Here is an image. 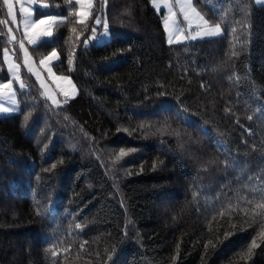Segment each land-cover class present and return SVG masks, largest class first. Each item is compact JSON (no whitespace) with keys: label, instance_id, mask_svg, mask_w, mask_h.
Wrapping results in <instances>:
<instances>
[{"label":"trees","instance_id":"1","mask_svg":"<svg viewBox=\"0 0 264 264\" xmlns=\"http://www.w3.org/2000/svg\"><path fill=\"white\" fill-rule=\"evenodd\" d=\"M43 2L36 19L66 20L29 51L38 63L55 49L53 70L77 93L54 106L24 68L25 88L13 85L20 109L0 116V264H264V5L192 0L223 34L169 45L151 0H93L87 29L75 0ZM97 16L109 40L85 45ZM0 20L6 80L3 0Z\"/></svg>","mask_w":264,"mask_h":264},{"label":"snow or ice","instance_id":"2","mask_svg":"<svg viewBox=\"0 0 264 264\" xmlns=\"http://www.w3.org/2000/svg\"><path fill=\"white\" fill-rule=\"evenodd\" d=\"M153 5L155 6L157 0H152ZM257 2H261V0H257ZM4 5L7 6L8 15L11 17L13 23H16V14L14 11L13 0H3ZM37 3V0H28V6L25 7L21 4L20 12L23 16V27L25 29V37L28 39L30 44H35L39 38L42 37H52L53 35V27L58 23H64L66 18L59 17L57 15L47 14L42 12L40 14L39 19H34V11L33 5ZM75 3L79 5V9L75 12V16L77 17L76 23L84 26L87 29V22L92 15L93 11V0H75ZM106 3V0H105ZM163 5L167 9V15L163 21L164 31L167 33V43L172 45L173 43L182 44L188 40H196L198 38H212L222 34L223 29L220 23H210L208 19L205 18L204 15L201 14L200 11L191 3V0H186L185 3L180 5V12L183 16V21L187 23V28H181L179 22L176 19V13L173 11V6L169 2V0H163ZM40 7L42 9H47L49 7L48 4L44 3L43 0H40ZM6 21L0 20V24H5ZM95 24L100 26L102 24L104 28L103 35H108V23L107 21L101 20L99 16L95 18ZM9 31L10 39H15V37L11 36V29ZM235 31V29H233ZM71 32L76 34V39L79 40V36L82 33H77L76 28H72ZM92 35L86 38L83 43L87 45L90 40L98 39L97 35V27L91 28ZM21 48H24L23 42L20 43ZM235 56V52L232 53ZM4 59L5 62L8 63V71L9 73H15L16 79L19 80V65L9 62L8 59V50H4ZM59 59L57 51L55 49L49 53L44 59L40 61L42 65L46 67L52 61ZM69 65L71 66L73 63V56L70 53ZM25 65L28 67L29 72H33V68L31 65V58L28 56L27 50H25ZM48 72L51 74L52 69L48 67ZM36 75L37 80L40 81L41 88L44 89V95L48 100L52 102L53 105L59 107L60 102L56 99L55 95L48 92L44 81L41 80L40 74L38 72L34 73ZM20 88L24 89L25 84L23 81H20ZM65 97V101L69 97V93L67 91L61 90ZM73 92L75 89L73 88ZM9 95V98L15 101V92L12 90V80H9L7 83L0 84V97H3L5 94ZM17 109L15 107H5L3 103H0V113H10L15 112ZM179 115V111L177 113ZM30 115L24 116L25 123L28 122ZM47 147V145L45 146ZM125 155L123 150H121L120 156ZM119 159V157H117ZM53 168L56 167L55 164L52 165ZM257 207L264 208V204L258 205ZM77 228L80 225H76ZM259 237L262 242H264V231L259 233ZM260 245L257 243V240L254 238L251 242L249 248V254H251V250L259 247ZM207 247V245H206ZM57 255L53 252V256ZM111 256H109V260Z\"/></svg>","mask_w":264,"mask_h":264},{"label":"rangeland","instance_id":"3","mask_svg":"<svg viewBox=\"0 0 264 264\" xmlns=\"http://www.w3.org/2000/svg\"><path fill=\"white\" fill-rule=\"evenodd\" d=\"M169 2L173 6V11L176 13V19L179 22L180 27L181 28H187V23L183 21V16L180 12V5L185 3L186 0H169ZM254 2L257 5H264V0H261V2H257V0H254ZM191 3L193 4L192 0H191ZM21 4H23L25 7H27L28 6V0H13L14 11L16 14V23H13L11 20V17L8 15L9 23L7 24L8 25V28H7L8 36H7V38L9 41V45L11 46L12 50H13V46L16 47L17 52L20 55V61L16 62L14 59L13 51L7 49L8 50V59H9V62H12V63L19 65V80L16 79L15 73H9L8 63L5 62L4 51H3L2 52V60L4 63L5 69L7 71L8 77H6V80H0V84L7 83L9 80H12V90L14 91L13 85L14 86L20 85V81H21L20 70L22 68H24L29 74H31L34 77V79L38 82V84L41 88L40 81L37 80L36 75L34 74V73L38 72L40 74L41 80L44 81V84H45L48 92L55 95L56 99L60 102L59 106H61L62 104H64L65 102H67L70 99H73L76 96L77 89L69 77L64 76V75H60V74H56L54 72L53 64L58 59L52 61L50 64H48L47 67L45 65H42L40 63V61L37 63L34 60V57L31 55V52L29 51V47L37 46L43 40H47L50 37L39 38L35 44H30L28 42V39L25 37V29L23 27V16L20 12ZM37 5H40V4L37 2L35 5L32 6L33 11H34V19H36L35 18V12H36L35 6H37ZM151 7L153 9H155V11L157 13H160V11H164V16L162 18V24H163L165 16L167 15V9L163 5V0H157V3L155 6L153 5V2L151 0ZM6 9H7V6H6ZM78 9H79V5H78ZM7 14H8V12H7ZM39 18H40V15H38V19ZM9 29H11V36L15 37V39H10L9 31H8ZM103 33H104V28L102 29L101 33H99L98 39L94 40L96 43L101 44V43L107 42L109 40V36L108 35L105 36V35H103ZM222 34H223V32H222ZM165 37H166V42H167V33L166 32H165ZM203 39H206V38H203ZM196 40H202V39L198 38ZM196 40H188V41H185L184 43L196 41ZM21 41L23 42V45H24L23 49L20 46ZM173 44H176V43H173ZM25 50H27L28 56L31 58V65L33 68V72H29L28 67L25 65ZM48 67H50L52 69L51 74L48 72ZM73 88L75 89V92H73ZM61 90L67 91L70 94L66 101H65V97L63 95V92ZM42 92L44 93V89H42ZM44 97L46 98L45 95H44ZM48 101L52 104V102L50 100H48ZM0 103H3L5 107H10V108L15 107L17 109V111H15V112L0 113V116H6V115H11V114L17 113L20 109V105L17 102L16 94H15V101L14 102L12 99L9 98V95L6 93L3 97H0Z\"/></svg>","mask_w":264,"mask_h":264},{"label":"bare ground","instance_id":"4","mask_svg":"<svg viewBox=\"0 0 264 264\" xmlns=\"http://www.w3.org/2000/svg\"><path fill=\"white\" fill-rule=\"evenodd\" d=\"M118 83V82H117ZM120 84V83H119ZM127 84H128V82H127ZM126 84V85H127ZM129 85V84H128ZM134 85V84H133ZM120 87V86H119ZM126 91V90H125ZM133 91V90H132ZM119 96V95H118ZM116 98V97H115ZM112 101V100H111ZM113 103V102H112ZM119 103V102H118ZM123 103H125V101L123 102ZM124 105V104H123ZM125 106V105H124ZM120 107V106H119ZM112 117V116H111ZM107 119V118H106ZM112 120V119H111ZM156 122V121H155ZM116 123V122H115ZM108 126V125H107ZM123 126V125H122ZM41 150V149H40ZM42 152V151H41ZM34 156V155H33ZM37 159V158H36ZM33 160V159H32ZM25 164H27V162L25 163ZM39 168V167H38ZM42 173V172H41ZM45 175V174H44Z\"/></svg>","mask_w":264,"mask_h":264}]
</instances>
